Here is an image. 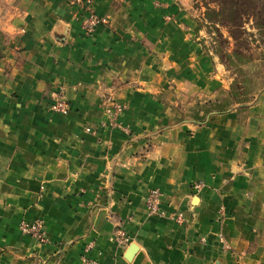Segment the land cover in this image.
Returning <instances> with one entry per match:
<instances>
[{
  "label": "crops",
  "instance_id": "crops-1",
  "mask_svg": "<svg viewBox=\"0 0 264 264\" xmlns=\"http://www.w3.org/2000/svg\"><path fill=\"white\" fill-rule=\"evenodd\" d=\"M72 1L0 0V264H264V92L232 99L174 0H92V34Z\"/></svg>",
  "mask_w": 264,
  "mask_h": 264
},
{
  "label": "trees",
  "instance_id": "trees-1",
  "mask_svg": "<svg viewBox=\"0 0 264 264\" xmlns=\"http://www.w3.org/2000/svg\"><path fill=\"white\" fill-rule=\"evenodd\" d=\"M193 3L196 9L202 10L200 26L206 33V40L202 42L204 51L230 73L232 99L238 104H246L258 86L245 73L244 67L259 60V66L264 68V52L253 58L249 40L253 34L246 26L256 32L264 45V0H193ZM222 29L226 30L227 37ZM262 85L261 90H264V82Z\"/></svg>",
  "mask_w": 264,
  "mask_h": 264
},
{
  "label": "built area",
  "instance_id": "built-area-1",
  "mask_svg": "<svg viewBox=\"0 0 264 264\" xmlns=\"http://www.w3.org/2000/svg\"><path fill=\"white\" fill-rule=\"evenodd\" d=\"M72 3L78 5L82 9L83 18L81 20V28L84 33L92 34L97 26L104 23V20L93 12L91 8L92 0H73ZM49 108L53 113L59 116H66L69 111L68 103L64 100L63 97L58 95L53 97V101L51 102ZM123 109L124 107L119 104L110 103V107L107 110V113L113 120H117V117L122 113ZM85 131L86 133H92L89 129H86ZM201 187L202 184L200 183L193 185V188L196 191H199ZM161 205V192L158 189L151 190L145 202L147 213L153 216H163L165 212L162 209ZM170 218L177 225H181L183 223L182 214L179 212L174 213L170 216ZM18 227L21 234L31 236L39 243H44L46 241L45 228L41 221H21L19 222ZM115 241L121 246H126L129 243V238L123 228H120L118 231H116Z\"/></svg>",
  "mask_w": 264,
  "mask_h": 264
},
{
  "label": "rangeland",
  "instance_id": "rangeland-1",
  "mask_svg": "<svg viewBox=\"0 0 264 264\" xmlns=\"http://www.w3.org/2000/svg\"><path fill=\"white\" fill-rule=\"evenodd\" d=\"M174 1L180 6L181 10L184 11V13L186 15L185 16L186 23H183V25L185 26L184 29H186L191 36L195 35L196 41L201 39V38L206 37V33H205L204 28H201L200 33L193 34L194 30L201 23L200 13L202 12V10H198L194 7L193 0H174ZM246 30L249 33L253 34V37L249 38V40L251 42L250 47H251V53L253 54V58H257V56H258L257 54L264 52V45L260 42V38L256 35V32L254 30H252L250 26H246ZM221 32L223 33L224 37L228 36L226 30L222 29ZM231 47H232V45H230L229 48H231ZM198 61L197 60L195 61V65ZM254 61L255 62L253 64H251L250 66L244 67L245 73L248 75V77H250L252 79L253 83H256L258 86L257 88H255V91L249 97L250 99H249V102H247V103H251L252 101H254L256 99V97H258L260 94H262L264 92V90H261V87L263 86L262 82H264V68L259 66L261 61H259V60H257V61L254 60ZM191 62H194V61H191ZM214 62L211 66H209L208 61H207V63H203V61H201V67L205 68V69L208 68L207 72H210L211 74L214 73V75H218L222 78L224 77V80L226 81L227 86H228V93L230 95V84L232 82V78L230 77V73L225 70V67L223 65H221L217 59H215ZM190 69L192 70V66L190 67ZM203 71H204V69H203ZM172 86L174 87V84H172ZM170 89L173 92L172 89H174V88H170ZM246 100L247 99H240V101H243V102L244 101L246 102Z\"/></svg>",
  "mask_w": 264,
  "mask_h": 264
}]
</instances>
